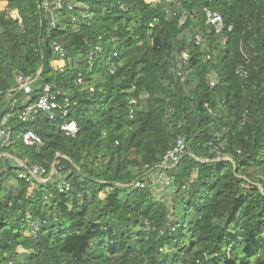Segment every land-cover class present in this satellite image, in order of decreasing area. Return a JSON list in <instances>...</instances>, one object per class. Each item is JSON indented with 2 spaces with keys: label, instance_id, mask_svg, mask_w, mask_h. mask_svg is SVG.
<instances>
[{
  "label": "trees",
  "instance_id": "obj_1",
  "mask_svg": "<svg viewBox=\"0 0 264 264\" xmlns=\"http://www.w3.org/2000/svg\"><path fill=\"white\" fill-rule=\"evenodd\" d=\"M41 1L0 0L10 10L0 11V123L13 100L23 109L10 92L16 75L40 71L28 104L50 85L78 105L64 120L8 122L4 152L45 169L47 181L19 179L24 169L0 159V264H264V0H71L77 23L65 11L53 29ZM204 10L221 16V34ZM191 30L203 32L204 48L187 43ZM65 120L77 124L74 137L60 132ZM26 131L41 145L25 146ZM178 136L186 152L166 172L172 200L160 202L134 183ZM64 181L70 189L59 193Z\"/></svg>",
  "mask_w": 264,
  "mask_h": 264
},
{
  "label": "built area",
  "instance_id": "obj_2",
  "mask_svg": "<svg viewBox=\"0 0 264 264\" xmlns=\"http://www.w3.org/2000/svg\"><path fill=\"white\" fill-rule=\"evenodd\" d=\"M177 0H171V2H176ZM78 6L72 3L71 0H42L39 4V12L44 14L49 20V27L55 28L59 21H61L64 17L65 11L68 13H72L76 10ZM6 11L10 14V10L8 8H4L1 12ZM204 18L205 24L210 28H213L216 34H221L223 31V21L221 16L210 10H204ZM165 14L170 16H175V13L169 10H165ZM60 15L62 16L59 20ZM83 16V13H80ZM187 15L182 13L179 17V23L183 24L186 20ZM71 25H75L78 21V17L71 14L68 18ZM227 32L232 31V26L229 25L226 27ZM100 39V38H99ZM187 43L194 47L204 48L206 46V39L201 31H196L191 38H187ZM53 52L56 56V60L54 62L55 71L58 73H62L64 71V50L60 47L59 44L54 42L52 44ZM103 52V47L99 44L92 47L85 55V60L87 64L91 65L94 63L96 57ZM113 56H116V53H113ZM210 55L206 54V59L210 60ZM189 64V52L187 49L181 51L176 59V67L174 69V74L178 79L181 81L185 80V72L187 70ZM40 76V71L36 73V75L30 77H24L22 75H16L14 78V87L11 89L10 92H17L20 93L23 99L21 100V106L23 109L18 110L17 104L19 103L17 99L13 100L10 104L8 113L4 116L0 123V159L5 158L7 159L6 164L8 163H16L18 166L24 169L23 172L18 174L19 179H24L26 181H38L44 183L47 179L43 178L46 174V170L42 167L37 165H29L28 167L25 166L26 161L20 162L16 158L8 155H4V149L10 145V135H11V126L8 125L9 120L16 116L19 123L24 124L29 121L35 120L36 117L41 114L49 121H56L58 119L64 120L76 107L77 101H74L70 97L66 96L62 89L60 88H53L50 85H44L41 90V94L39 95L38 99L32 103L28 104L30 100V96L34 89V84L36 80ZM214 75H209L207 78V83L210 88L216 86L217 81ZM82 78H77L75 84L80 87L83 85ZM89 93L94 92V88L92 86L86 87ZM137 104L136 99L131 98L129 101L130 111L129 114H132V108ZM205 109L208 113L211 112V109L207 104H205ZM60 132L65 137H74L77 133V124L72 120H65L59 128ZM21 140L25 146L34 147L40 146L41 142L39 138L32 133L31 131H26L22 134ZM186 152V145L185 140L182 136H178L172 146V148L167 151V153L163 156L161 161L158 165L154 168L147 170L141 180L136 181L134 183L135 187L143 188L145 185L149 187L163 184L165 187L164 189L169 186V180L166 177V172L175 166L178 165L181 158L184 156ZM57 173L55 169V164L51 165V169L49 172V178L54 176ZM2 172L0 171V178ZM155 176L156 180H150L151 176ZM147 180L150 182L146 184ZM33 186V184H32ZM59 193L68 192L70 189V185L67 182H62L57 185L56 187ZM162 195V194H161ZM157 201L163 202V200H159L160 195H157ZM51 198V195H49ZM20 253L25 254L27 253L26 250L20 249ZM7 264H12L8 262Z\"/></svg>",
  "mask_w": 264,
  "mask_h": 264
},
{
  "label": "rangeland",
  "instance_id": "obj_3",
  "mask_svg": "<svg viewBox=\"0 0 264 264\" xmlns=\"http://www.w3.org/2000/svg\"><path fill=\"white\" fill-rule=\"evenodd\" d=\"M0 10L2 11V9L0 8ZM61 15H60V17H59V20L61 19ZM201 31V30H200ZM202 32V31H201ZM195 32H194V30H191V31H189V33H187L186 35H187V38L189 39V38H191V36L194 34ZM203 33V32H202ZM225 42L224 41H222V44H224ZM215 77V76H214ZM216 79V78H215ZM217 81V80H216ZM4 153H6V154H8L7 152H4ZM13 165H15L16 163H12ZM16 165H18V164H16ZM150 180H153V182L156 180V177L153 175V176H151V178H150ZM150 181L149 180H147V182H146V184L147 183H149ZM164 185L163 184H158V185H155V186H152V187H150L151 188V192L153 193V195L157 198L158 196L157 195H160V198H159V200H163L164 202H169L170 203V201L172 200V198H171V195L172 194H168V192H166L165 191V189H164ZM162 194V195H161Z\"/></svg>",
  "mask_w": 264,
  "mask_h": 264
},
{
  "label": "crops",
  "instance_id": "obj_4",
  "mask_svg": "<svg viewBox=\"0 0 264 264\" xmlns=\"http://www.w3.org/2000/svg\"><path fill=\"white\" fill-rule=\"evenodd\" d=\"M5 3H0V8L3 10L4 8H5ZM1 11V10H0ZM4 155L6 156V155H8V154H6V153H4ZM6 158V157H5ZM58 178H59V176H57Z\"/></svg>",
  "mask_w": 264,
  "mask_h": 264
}]
</instances>
